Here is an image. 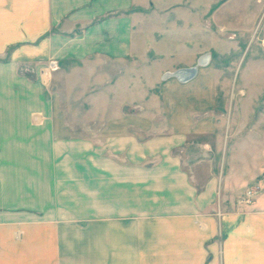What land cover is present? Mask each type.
Listing matches in <instances>:
<instances>
[{
	"label": "crops",
	"instance_id": "obj_1",
	"mask_svg": "<svg viewBox=\"0 0 264 264\" xmlns=\"http://www.w3.org/2000/svg\"><path fill=\"white\" fill-rule=\"evenodd\" d=\"M157 3L0 0V264H264V214L222 211L233 194L180 155L214 131L220 71L199 21ZM205 54L189 81H161ZM107 64L94 145L67 123L59 77L89 89L101 65L102 89Z\"/></svg>",
	"mask_w": 264,
	"mask_h": 264
},
{
	"label": "rangeland",
	"instance_id": "obj_2",
	"mask_svg": "<svg viewBox=\"0 0 264 264\" xmlns=\"http://www.w3.org/2000/svg\"><path fill=\"white\" fill-rule=\"evenodd\" d=\"M158 9L169 5L176 16L198 20L201 43L213 51L217 78L214 104L203 111L214 131L201 151H181L185 161H199L204 174L211 172L218 192L233 194L221 201L222 211L231 210V202L249 215L264 214V0H150ZM149 8H154L152 3ZM155 9V8H154ZM193 27L192 24L187 28ZM197 39V38H196ZM110 66V67H109ZM114 66L107 64L111 79L101 89V65L90 68L89 89L79 81L74 90H65L70 81L59 77L61 111L75 136H83L94 145L101 142V109L104 100L113 97ZM59 66L48 71H56ZM79 77H82L79 75ZM108 77V76H107ZM80 79V78H79ZM85 80V76L83 77ZM100 86V87H99ZM158 89L153 90L158 93ZM128 108V109H127ZM126 109V110H125ZM142 111L143 107L123 106V111ZM209 115V116H206ZM200 148V147H199ZM225 186L228 188L224 190ZM224 206H227L224 208ZM230 206V207H228ZM220 207L216 215L219 217Z\"/></svg>",
	"mask_w": 264,
	"mask_h": 264
},
{
	"label": "water",
	"instance_id": "obj_3",
	"mask_svg": "<svg viewBox=\"0 0 264 264\" xmlns=\"http://www.w3.org/2000/svg\"><path fill=\"white\" fill-rule=\"evenodd\" d=\"M205 59H200L199 60V63H203ZM191 72V74H190ZM189 73L188 75L189 76H186V74ZM196 73V70L194 67L192 68H189V69H181V70H177L175 72H172L170 74V76L172 78H176L178 81L180 82H186V81H189Z\"/></svg>",
	"mask_w": 264,
	"mask_h": 264
},
{
	"label": "built area",
	"instance_id": "obj_4",
	"mask_svg": "<svg viewBox=\"0 0 264 264\" xmlns=\"http://www.w3.org/2000/svg\"><path fill=\"white\" fill-rule=\"evenodd\" d=\"M202 58L205 59L204 62H203V63H199V60L202 59ZM199 60L197 61L196 65L194 66L195 70L197 69L198 66H199V67H202V66H205V65L208 64V62H209V55L205 54V55L201 56V57L199 58ZM49 66H50L51 68H53V70H54V68L56 67V62H50V63H49ZM170 74H171V73H165V74H163V75L161 76V81H166V80L172 78V77L170 76ZM195 74H196V73H195Z\"/></svg>",
	"mask_w": 264,
	"mask_h": 264
},
{
	"label": "bare ground",
	"instance_id": "obj_5",
	"mask_svg": "<svg viewBox=\"0 0 264 264\" xmlns=\"http://www.w3.org/2000/svg\"><path fill=\"white\" fill-rule=\"evenodd\" d=\"M188 74H189V73H187L186 76H189ZM190 74H191V72H190Z\"/></svg>",
	"mask_w": 264,
	"mask_h": 264
}]
</instances>
